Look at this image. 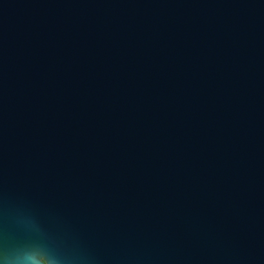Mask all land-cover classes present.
Here are the masks:
<instances>
[{"label": "water", "instance_id": "obj_1", "mask_svg": "<svg viewBox=\"0 0 264 264\" xmlns=\"http://www.w3.org/2000/svg\"><path fill=\"white\" fill-rule=\"evenodd\" d=\"M264 264V0H0V264Z\"/></svg>", "mask_w": 264, "mask_h": 264}, {"label": "clouds", "instance_id": "obj_2", "mask_svg": "<svg viewBox=\"0 0 264 264\" xmlns=\"http://www.w3.org/2000/svg\"><path fill=\"white\" fill-rule=\"evenodd\" d=\"M8 264H23V261L17 258L16 260L9 261Z\"/></svg>", "mask_w": 264, "mask_h": 264}]
</instances>
